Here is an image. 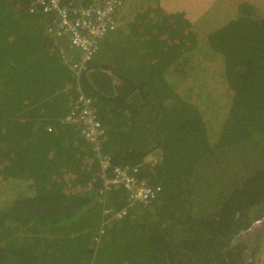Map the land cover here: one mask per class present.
I'll use <instances>...</instances> for the list:
<instances>
[{
	"label": "trees",
	"instance_id": "1",
	"mask_svg": "<svg viewBox=\"0 0 264 264\" xmlns=\"http://www.w3.org/2000/svg\"><path fill=\"white\" fill-rule=\"evenodd\" d=\"M261 1L240 0L202 35L198 16L125 0L126 33H109L77 76L70 62L80 51L46 34L51 15L30 13L32 0H0V264H257ZM78 91L103 126L99 149L61 122ZM104 155L111 167H136L157 196L129 206L121 189L105 192ZM235 164L239 184L197 202L196 170ZM105 209L127 212L108 221Z\"/></svg>",
	"mask_w": 264,
	"mask_h": 264
},
{
	"label": "built area",
	"instance_id": "2",
	"mask_svg": "<svg viewBox=\"0 0 264 264\" xmlns=\"http://www.w3.org/2000/svg\"><path fill=\"white\" fill-rule=\"evenodd\" d=\"M124 2L125 0H96L86 7L75 8L63 5L62 0H32L28 11L32 14L51 15V22L45 29L46 34L68 40L71 47L80 51L78 60L70 62V69L78 76L80 69L93 58L99 43L122 26ZM79 92L61 122L75 127L85 142L99 149L104 135L103 126L97 117L92 99ZM152 159L153 162L156 161L155 157ZM100 169L103 173V190L106 192L121 189L125 192L129 206H146L160 191L158 187L139 180L136 167H111L110 158L106 155L100 159ZM107 170H110V175L105 174ZM126 212V209H105L103 214L110 221L124 217Z\"/></svg>",
	"mask_w": 264,
	"mask_h": 264
},
{
	"label": "rangeland",
	"instance_id": "3",
	"mask_svg": "<svg viewBox=\"0 0 264 264\" xmlns=\"http://www.w3.org/2000/svg\"><path fill=\"white\" fill-rule=\"evenodd\" d=\"M175 3L181 0H173ZM256 1V0H252ZM164 8V0H158V3ZM240 2V0H188L185 1V4H189L187 7V13L193 12L198 16V20L194 25L199 30V32L204 35L209 31H212L216 28L221 27L228 22L235 14L233 8ZM194 3H197L195 5ZM262 11L264 13V0L261 1ZM192 8H196V11H193ZM172 11V9H169ZM126 7H124V12L126 13ZM183 11V10H182ZM168 12V11H165ZM185 11H183L184 13ZM205 12V13H204ZM185 13V15L187 14ZM124 16V15H123ZM187 17H192L188 16ZM127 20H123L122 24L127 31V26L125 24ZM102 42V41H101ZM100 42V43H101ZM106 43H103L102 51L104 50ZM204 71V70H203ZM199 72V71H198ZM201 75V73H199ZM240 166L233 165V167L218 168L214 170H196L195 172V182L197 187V202L206 207V202L209 204L213 201H218L221 196L224 195L227 188L233 189L236 185L239 184L240 179ZM228 189V190H229ZM6 200V199H5ZM0 198V202L5 201ZM2 203H0L1 205ZM264 227V226H263ZM255 231V230H254ZM256 235L261 234L257 231ZM264 232V230H263ZM263 235V234H262ZM260 248L262 245V238L260 240ZM264 243V242H263ZM264 246V244H263Z\"/></svg>",
	"mask_w": 264,
	"mask_h": 264
},
{
	"label": "crops",
	"instance_id": "4",
	"mask_svg": "<svg viewBox=\"0 0 264 264\" xmlns=\"http://www.w3.org/2000/svg\"><path fill=\"white\" fill-rule=\"evenodd\" d=\"M185 1H188V0H181V1L176 2V3L173 0H164L165 10L168 11V12H172L173 10L175 11L176 9L180 10V11H182V10L186 11L187 7L190 6V5L189 4H185L184 3ZM194 4L197 5V3H194ZM169 9H172V11H170ZM192 10L196 11V8H192ZM187 15L193 16V15H196V14L193 13V12H189V13H187ZM122 20H124V16H123ZM123 26L124 25L122 24V26L119 29L124 28ZM72 52H73V58L76 59L78 57V53L76 51H73V50H72ZM256 226L257 225H253V229H255L257 231V227ZM263 230L264 229H262V231H258L259 233H261L260 234V240L262 238V245H261V248H260V251H259V256L257 258V262H256L257 264H264V261H263V257H264V246H263V244H264L263 243L264 242V232H263Z\"/></svg>",
	"mask_w": 264,
	"mask_h": 264
},
{
	"label": "bare ground",
	"instance_id": "5",
	"mask_svg": "<svg viewBox=\"0 0 264 264\" xmlns=\"http://www.w3.org/2000/svg\"><path fill=\"white\" fill-rule=\"evenodd\" d=\"M264 220V219H263Z\"/></svg>",
	"mask_w": 264,
	"mask_h": 264
}]
</instances>
